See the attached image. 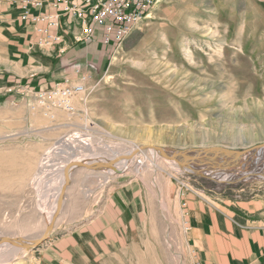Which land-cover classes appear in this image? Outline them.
<instances>
[{
    "label": "rangeland",
    "instance_id": "374dc122",
    "mask_svg": "<svg viewBox=\"0 0 264 264\" xmlns=\"http://www.w3.org/2000/svg\"><path fill=\"white\" fill-rule=\"evenodd\" d=\"M20 2L0 0V236L42 237L46 224L39 201L45 194L42 203L50 210L58 185H47L43 168L65 165L69 154L59 152L61 148L84 145L97 157L78 153L73 161L86 157L88 163L123 159L137 151L123 171L73 168L49 238L31 248L1 245L0 264H38L53 236L80 223L60 216L67 199L74 217L89 207L103 209L116 181L124 179L135 182L132 187L146 216L145 236L158 239L145 245L146 263L186 264L177 239L181 228L174 219V190L196 193L211 203L209 199L245 201L262 195L264 179L217 185L158 154L155 168L152 152L138 148L155 144L238 156L264 143V0H158L116 50L97 37L93 40L105 49L81 48L68 58L54 54L56 44L73 35L65 28L54 46H38L34 36L31 51H36H26L27 26L19 17L32 33L36 23L22 17V9L19 16ZM38 10L30 14L45 9ZM65 59L68 63L61 62ZM70 66L74 74H59ZM82 75L85 90L73 98L71 112L38 101V92L68 78L80 82ZM119 174L125 176L112 179Z\"/></svg>",
    "mask_w": 264,
    "mask_h": 264
},
{
    "label": "crops",
    "instance_id": "0c3cea01",
    "mask_svg": "<svg viewBox=\"0 0 264 264\" xmlns=\"http://www.w3.org/2000/svg\"><path fill=\"white\" fill-rule=\"evenodd\" d=\"M20 11L21 8L19 16ZM38 11L35 8L31 10ZM19 22L27 26L23 34L25 48L33 54L36 50L31 51L35 36L32 28L20 17ZM64 39V43L56 44L54 54L57 56L67 55L68 58L79 53L81 48L85 52H94L101 46L94 41L96 38L84 44L75 43L70 33ZM62 47L66 49L63 53L60 50ZM61 62H67V59ZM73 67L59 74L70 76L74 74ZM119 176L125 175L119 174L112 179L116 180ZM116 183L118 185L110 191V201V197L106 199L103 209L91 210L89 207L90 215L88 211L77 212L75 218L70 207L72 203L67 199L60 216L67 217L68 221L74 219L71 222L79 219L80 223L65 233L53 236L42 248L38 264H147L145 245L156 243L158 239L152 237L149 240L150 237L145 236L146 216L137 198L138 191L132 187L135 182L124 179ZM260 191L262 195H254L245 201L224 198L218 203L209 199L211 203L196 193L174 190L173 200L177 210L174 219L181 228L180 238L177 239L183 248L186 264H264V189ZM96 211H99L97 215Z\"/></svg>",
    "mask_w": 264,
    "mask_h": 264
},
{
    "label": "built area",
    "instance_id": "2783aa9c",
    "mask_svg": "<svg viewBox=\"0 0 264 264\" xmlns=\"http://www.w3.org/2000/svg\"><path fill=\"white\" fill-rule=\"evenodd\" d=\"M18 4L23 12L22 17L36 23L34 44L38 46H54V42L61 41L62 28H65V31L73 32L75 43H88L98 37L105 46L116 50L138 25V20L149 15L148 5H152V0H23ZM30 8L45 10L43 14L31 15ZM83 11H90L91 20L84 22V30H77V23H82ZM38 22H43V25L38 26ZM60 50L63 52V48ZM80 77V82L68 78L64 83L55 84L48 92H38V101L48 100L71 112L74 109L73 98L85 90L86 77ZM87 142L88 138L85 137L86 146ZM136 161L140 162L141 158L138 157Z\"/></svg>",
    "mask_w": 264,
    "mask_h": 264
},
{
    "label": "water",
    "instance_id": "95a60500",
    "mask_svg": "<svg viewBox=\"0 0 264 264\" xmlns=\"http://www.w3.org/2000/svg\"><path fill=\"white\" fill-rule=\"evenodd\" d=\"M148 148H150L151 150H154L160 157L167 159L171 164L175 165L177 168H179L180 170L184 171L185 173L191 175V176H196L198 178H201L203 180H206L207 182L211 181L217 185H224V183H237L239 181H252L254 178H260V179H264V176H250V177H246L245 173L247 172L246 170H252L255 167H262L263 164H247L246 169L244 170L245 167V162L243 161L242 163H237V164H228L224 165V166H220L217 165L216 162H214L213 159L208 158V154L210 153L211 150L208 151H204V150H198V149H172L166 146H159V145H153V144H147L144 146H140V149H146L148 150ZM224 150V149H223ZM223 150H219L220 152ZM259 147L255 146L253 147V149L247 150V151H242L241 156H243V158H246V156L248 154H253L251 157H253L256 153H258ZM137 151V149H136ZM135 151V153H136ZM198 152H204L203 154L206 156H198L197 153ZM235 154L239 153L238 151H234ZM134 152L131 154H127L123 157L124 160H128L133 156ZM234 154V155H235ZM215 155L220 156V153H217ZM250 156V155H249ZM232 157V155L230 156ZM233 158H235V156H233ZM215 159V158H214ZM116 160H112V161H107V162H95V163H88V164H84L81 161H73L72 163H68L66 167L68 174H70L71 170H73V168L76 167H85L86 169H92V170H102V171H109V170H113L115 169L116 165ZM256 166H255V165ZM209 165L210 167H220L219 169H222L223 171L225 169H231L230 170V178H222L221 176H217L215 174H213V171H211V168H205V166ZM244 166V167H243ZM255 166V167H254ZM213 169V168H212ZM211 171V172H210ZM223 173V172H222ZM221 173V175H223ZM68 180V178H67ZM67 182V181H66ZM68 183V182H67ZM63 200V199H62ZM61 200V204L63 203V201ZM57 213V212H56ZM51 223L52 221L49 223V227L47 229V231L45 232V235L39 239L36 242H23L21 240L18 239H9V238H5V237H0V244L3 243H7L10 244L12 247H21V248H31L34 246H37L39 244H41L42 242H44L46 240V238L49 235V232L51 230Z\"/></svg>",
    "mask_w": 264,
    "mask_h": 264
},
{
    "label": "bare ground",
    "instance_id": "6f19581e",
    "mask_svg": "<svg viewBox=\"0 0 264 264\" xmlns=\"http://www.w3.org/2000/svg\"><path fill=\"white\" fill-rule=\"evenodd\" d=\"M99 1H106V0H99ZM158 2V0H152V5H148V11L156 4ZM81 17H82V23H77V30H84V22H89V20H91V16H90V11H83L82 12V15H81ZM144 18H146V17H143V18H140V20H138V24L140 23V22H142L143 21V19ZM64 48V47H63ZM85 139V138H84ZM82 141H83V139H82ZM63 144H65V143H63ZM153 145H155V144H153ZM138 148V147H137ZM61 149H63V150H60L59 152H65V153H67V154H69L68 155V158L65 160V162H64V166H58V167H56L55 165H53V164H50V166H46V167H44L43 168V170H46V171H43L44 173H46V176H47V185H53V183H56V184H58L57 186H56V188H55V192L53 193V196H54V202H53V205H52V207L50 208V210H48V211H46L45 209H44V205H43V203L42 202H44V197L46 196L45 194L44 195H41V198H42V200L41 201H39V208H40V210H42V213H43V215L42 216H44V221H45V224H46V230H44L43 232H44V234L42 235V237L45 235V232L47 231V229H48V227H49V223L51 222V221H53L52 219H54L53 217L58 213L59 214V211L58 210H60V209H58L59 208V206L61 205V200H62V195H61V193H63V190L62 189H64L63 188V184L65 183V186L67 185V184H69L70 182H69V180H67L66 178H69V174H68V171H67V168L68 167H66L67 166V164L68 163H72V161H73V159H74V157L75 156H77L78 155V153H79V155H80V153L81 154H83V156H86V155H89V153L91 154H94V152H92L91 150H86L85 151V146L84 145H82L81 147L79 146V145H75L74 143L72 144V149L71 150H68V149H64V148H61ZM91 149V148H90ZM134 149V148H133ZM140 149V147L138 148V150ZM152 153V155L154 156V159H152L151 160V165L153 166V167H157V164H156V160L155 159H157L158 157V155H157V153L154 151V150H151L150 148H148ZM136 151V149H134L133 150V152H135ZM142 151V150H141ZM144 151V150H143ZM133 152H130L129 154H131V153H133ZM155 155H154V154ZM204 152H198L197 153V155L198 156H204V157H206L204 154H203ZM215 154H217L216 153V151L215 150H211L210 151V153L208 154V158H210V159H213L214 160V162H216L217 163V165H220L221 167L222 166H224V165H227L228 166V164H237L238 162L239 163H242L243 161L245 162V167H244V170L246 169V167H247V164H253V163H255L256 165L257 164H263V166L262 167H255V168H253L252 170H246L247 172L245 173V176L246 177H250V176H254V175H256V176H258L259 175V177L260 176H264V143L262 144V145H259V150H258V153H256L253 157H251L253 154H248L247 156H246V158H243V156H241V154H238V156H235V158H233V156L232 157H230V155H220V156H218V155H215ZM250 155V156H249ZM97 156L94 154L93 155V157L92 158H90V159H94V158H96ZM133 158H134V156H133ZM215 158V159H214ZM86 160H88V159H86V157L85 158H82L81 160H74V161H81L82 163H84V164H87L88 162H86ZM69 161V162H68ZM108 161V160H107ZM106 161V162H107ZM109 161H112V160H109ZM130 161L131 162H133V159H129V161H126V160H124V159H118V160H116V165H114L115 166V169H114V172H118V171H123L124 169L126 170L127 169V167L129 166L128 164L130 163ZM96 162H101V163H103V162H105V160H103V161H96ZM124 162V163H123ZM238 163V164H239ZM139 164V163H138ZM43 166H45V164L43 165ZM83 168V167H82ZM205 168H211V171H213V174H215V175H217V176H221L222 178H227L228 176H230L229 174H230V170L228 169H225L224 171L222 170V169H219L220 167L218 166V167H210L209 165H207V166H205ZM213 168V169H212ZM78 169V168H77ZM210 171V172H211ZM108 172V171H107ZM109 172H113V171H111V170H109ZM223 172V173H222ZM221 173L223 174V175H221ZM113 176V175H112ZM230 177H233V176H230ZM230 177H228V178H230ZM56 180V181H55ZM66 180V181H65ZM65 181V182H64ZM105 183V182H104ZM37 184V183H36ZM40 187V186H39ZM58 202H59V204H58ZM44 204H45V202H44ZM57 205H58V207H57ZM57 207V208H56ZM61 208V207H60ZM58 211V212H57ZM57 212V213H56ZM56 213V214H55ZM56 217V216H55ZM52 224V223H51ZM53 227V226H52ZM1 235V234H0ZM0 237H5V238H9V239H13V240H15V239H18V240H21V241H23V242H36V241H38L39 239H41V238H37V239H30V240H26V239H23V238H21V237H18V236H15V237H10V236H0ZM49 238V235H48V237L46 238V240ZM5 244H7V243H3V244H0V246L1 245H5ZM179 254V253H178Z\"/></svg>",
    "mask_w": 264,
    "mask_h": 264
}]
</instances>
